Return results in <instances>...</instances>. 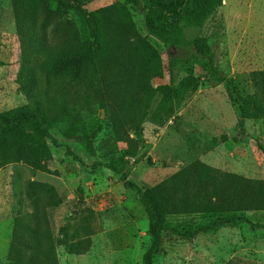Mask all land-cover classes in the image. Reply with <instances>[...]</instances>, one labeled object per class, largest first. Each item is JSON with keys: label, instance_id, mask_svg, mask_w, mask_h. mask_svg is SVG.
Returning <instances> with one entry per match:
<instances>
[{"label": "rangeland", "instance_id": "1", "mask_svg": "<svg viewBox=\"0 0 264 264\" xmlns=\"http://www.w3.org/2000/svg\"><path fill=\"white\" fill-rule=\"evenodd\" d=\"M102 8H111L109 46L99 51L86 21L57 14L56 0H0V113L14 119L40 98L62 146L48 141V158L4 136L0 264H143L148 216L120 175L96 163L128 171L176 231L154 264H264V230L232 220L264 225V208L249 211L264 207V117H241L264 105V0H224L204 27L182 23L188 41L216 55L219 82L189 49L149 36L131 0L86 10ZM117 19L122 43L111 44ZM136 34L158 59L137 51ZM97 129L87 148L80 137Z\"/></svg>", "mask_w": 264, "mask_h": 264}, {"label": "trees", "instance_id": "2", "mask_svg": "<svg viewBox=\"0 0 264 264\" xmlns=\"http://www.w3.org/2000/svg\"><path fill=\"white\" fill-rule=\"evenodd\" d=\"M59 11L57 14L75 13L84 19L89 27L91 38L94 45L99 51L108 48V43L104 40L103 26L109 15L111 8H102L93 13H88L86 7L97 0H56ZM134 6L142 13L144 24L149 36L155 38L165 48L189 49L192 58L196 59L204 68L207 75L213 81H220V74L217 69L216 55L212 52L201 50V46L197 42L188 41L185 37L182 23L187 22L191 26L202 28L207 21L223 6L224 0H131ZM121 9L120 5L115 6ZM127 13V12H126ZM121 23L119 19L115 21L107 40L111 44H121ZM128 26L133 27L131 23ZM137 51L146 54L148 58L154 57L158 59V52L144 38L136 34ZM89 59L81 61L77 72L73 75V80L77 82L84 73V68L89 63ZM37 97L34 102V109L27 113L20 112L14 119L7 118L0 113V146H2L4 136L13 135L17 139H26L28 143L34 145L36 152L52 158L48 141H52L56 149L62 148L56 139L50 133L49 119L43 111V102ZM242 119H259L264 117V105L254 104L243 108L241 111ZM100 129L94 131L90 137H80L82 143L87 147H91L92 141L98 136ZM67 155L74 157L77 161L80 159L71 152V148L66 146ZM95 168L104 167L120 175L125 188L129 191H135L140 202L148 216L149 222L153 228L154 242L149 250L143 256V264H154L156 258L162 252L163 239L166 235L175 233L176 231L168 226V219L165 215L158 212L156 206L151 202L147 193L129 180L128 171L118 167L114 163H105L94 165ZM257 202V201H256ZM261 204V203H260ZM264 204V202L262 203ZM258 202L255 203L249 211L262 210ZM241 222L251 224L257 229L264 230L263 224L253 223L246 217L237 219ZM231 221H225L229 223Z\"/></svg>", "mask_w": 264, "mask_h": 264}]
</instances>
